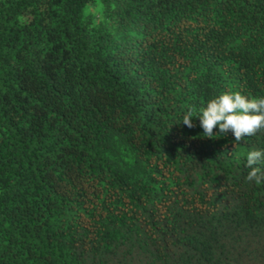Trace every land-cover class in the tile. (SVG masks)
Masks as SVG:
<instances>
[{"label": "trees", "instance_id": "16d2710c", "mask_svg": "<svg viewBox=\"0 0 264 264\" xmlns=\"http://www.w3.org/2000/svg\"><path fill=\"white\" fill-rule=\"evenodd\" d=\"M230 90L264 0H0V264H264V129L195 115Z\"/></svg>", "mask_w": 264, "mask_h": 264}, {"label": "clouds", "instance_id": "9594fccd", "mask_svg": "<svg viewBox=\"0 0 264 264\" xmlns=\"http://www.w3.org/2000/svg\"><path fill=\"white\" fill-rule=\"evenodd\" d=\"M194 109L189 108L183 115L182 123L193 127ZM196 118L207 138L214 137L213 130L219 133L231 132L235 141L255 135L264 129V96H248L239 91L223 92L217 97L207 100ZM246 167L249 169L246 180L260 184L264 180V148L251 149L246 153Z\"/></svg>", "mask_w": 264, "mask_h": 264}]
</instances>
